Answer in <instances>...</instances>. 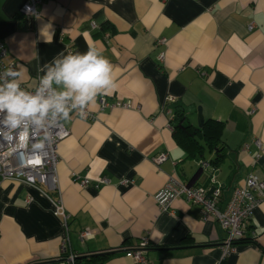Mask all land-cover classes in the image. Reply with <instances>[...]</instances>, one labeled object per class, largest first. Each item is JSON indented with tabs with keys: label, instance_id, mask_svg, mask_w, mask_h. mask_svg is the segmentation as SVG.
Wrapping results in <instances>:
<instances>
[{
	"label": "crops",
	"instance_id": "obj_1",
	"mask_svg": "<svg viewBox=\"0 0 264 264\" xmlns=\"http://www.w3.org/2000/svg\"><path fill=\"white\" fill-rule=\"evenodd\" d=\"M25 1L0 0V39L24 85L35 87L58 53L91 45L111 62L117 87L89 105L91 119H64L56 191L0 180V264H69V251L135 264L129 252L143 239L142 264H264V200L223 256L228 233L216 220L181 198L167 211L154 198L169 177L210 187L203 160L173 137L176 106L193 125L198 108L224 123V159L214 169L221 208L249 173L264 179V0H44L38 16L21 12ZM160 152L167 158L155 164Z\"/></svg>",
	"mask_w": 264,
	"mask_h": 264
},
{
	"label": "built area",
	"instance_id": "obj_2",
	"mask_svg": "<svg viewBox=\"0 0 264 264\" xmlns=\"http://www.w3.org/2000/svg\"><path fill=\"white\" fill-rule=\"evenodd\" d=\"M44 0H26L21 7V12L27 16H38L37 7ZM252 25L249 26V29ZM8 49L3 40L0 39V77H3L4 71L8 68L16 70L14 62L7 59ZM41 78V77H40ZM40 78L35 87L28 88L21 82V87L35 94L41 86ZM0 79V83H3ZM46 90L45 95L52 91ZM170 101H174L170 98ZM103 98L100 99V106H106ZM117 106L129 107L130 102H116ZM70 107V102H69ZM87 116L85 119H91V112L86 109ZM80 109L72 110L69 115L75 114L80 116ZM83 118V117H81ZM3 119V114H0ZM3 126L0 125V128ZM21 130L17 129L8 138L0 135V180L12 179L23 181L31 185L42 184L47 187L48 191L58 189V180L56 176L57 162V145L58 142L68 136L69 130L64 124V119L60 116L56 118L55 123L51 122V116L46 118L45 125L42 129L37 130L36 126L30 125L29 137L27 141H21L18 134ZM46 138V139H45ZM43 143L44 147L34 148V144ZM167 158L166 152H160L152 158L155 164L163 162ZM200 167L210 172V187L192 186L183 181L169 177L163 187L155 194L154 198L161 210L167 211L173 200L181 198L188 203L197 205L202 219L213 218L228 233L222 249L223 256L228 255L233 250V245L237 239L245 236L249 222L253 215L254 209L264 200V179L255 173H249L243 185L233 187L231 195L224 205L220 207L222 197L221 184L216 180L214 169L206 161H201ZM87 181L83 180L85 184ZM55 213L62 217L65 224L68 215L61 203V200L53 201ZM90 232L84 230L80 233L81 238L88 237ZM147 247V240L143 239L138 247L130 250L129 254L135 259V264L145 262L143 255ZM61 251L67 252L66 241H62ZM77 254L73 252L66 253V261L74 264Z\"/></svg>",
	"mask_w": 264,
	"mask_h": 264
},
{
	"label": "clouds",
	"instance_id": "obj_3",
	"mask_svg": "<svg viewBox=\"0 0 264 264\" xmlns=\"http://www.w3.org/2000/svg\"><path fill=\"white\" fill-rule=\"evenodd\" d=\"M47 72L40 78V87L35 94L21 87V72L12 68L4 71L3 83H0V135L8 138L17 129L18 138L27 141L30 125L42 129L49 115L54 124L58 116L67 120L69 113L80 109V116L86 118L85 111L96 102L99 95H110L117 84L111 62L102 54V50L89 46L85 53L62 51L45 65ZM62 86V91H52L45 95L52 85ZM70 102V107H69ZM46 139V138H45ZM34 148H43L44 144H34Z\"/></svg>",
	"mask_w": 264,
	"mask_h": 264
},
{
	"label": "trees",
	"instance_id": "obj_4",
	"mask_svg": "<svg viewBox=\"0 0 264 264\" xmlns=\"http://www.w3.org/2000/svg\"><path fill=\"white\" fill-rule=\"evenodd\" d=\"M170 123L173 137L190 157L204 161L207 154H212L208 160L209 165L213 169L221 165L225 154L222 141L223 122L205 119L202 126L198 127L189 122L184 106H176ZM103 259L101 254L77 255L74 264H100Z\"/></svg>",
	"mask_w": 264,
	"mask_h": 264
},
{
	"label": "water",
	"instance_id": "obj_5",
	"mask_svg": "<svg viewBox=\"0 0 264 264\" xmlns=\"http://www.w3.org/2000/svg\"><path fill=\"white\" fill-rule=\"evenodd\" d=\"M204 119L201 114V110L198 108V118H197V126L201 127Z\"/></svg>",
	"mask_w": 264,
	"mask_h": 264
}]
</instances>
